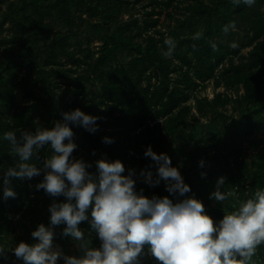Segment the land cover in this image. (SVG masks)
<instances>
[{
	"label": "trees",
	"instance_id": "1",
	"mask_svg": "<svg viewBox=\"0 0 264 264\" xmlns=\"http://www.w3.org/2000/svg\"><path fill=\"white\" fill-rule=\"evenodd\" d=\"M140 2L0 0V173L17 159L4 131L19 137L37 125L53 127L62 112L80 107L100 117L94 132L70 122L77 144L71 155L91 162L89 172L99 158H119L124 174L134 170L137 191L183 198L168 192L164 179L149 186L142 177L141 169L157 175L144 155L150 144L171 157L190 185L184 196L195 194L216 222L264 187V0H146L142 14ZM230 21L235 29L225 33ZM166 36L175 41L170 57L161 52ZM210 83L224 89L201 95ZM51 151L45 145L32 162L42 166ZM221 175V190L234 195L219 202L209 194ZM42 178L11 177L16 196L4 199L0 176V264H24L10 249L38 240L31 232L50 224L49 204L67 199L36 189ZM65 226L52 225L62 246L72 239ZM78 226L88 246L100 245L88 220ZM138 257V264H152ZM253 260L264 264V244Z\"/></svg>",
	"mask_w": 264,
	"mask_h": 264
},
{
	"label": "clouds",
	"instance_id": "2",
	"mask_svg": "<svg viewBox=\"0 0 264 264\" xmlns=\"http://www.w3.org/2000/svg\"><path fill=\"white\" fill-rule=\"evenodd\" d=\"M255 2L243 0L249 6ZM230 28L235 29V21L225 24L223 31L227 33ZM164 44L167 48L161 49L162 54L172 56L175 41L166 36ZM231 46L236 44L233 42ZM62 117L53 127L37 125L35 131L22 130L19 137L14 130L2 134V139L10 144V152L17 157L14 166L0 173L4 199L16 196L11 177L31 178L41 172L43 178L35 188H42L53 197L67 198L49 204L50 224L40 223L31 232L38 240L20 241L10 249L24 264H57L61 256L64 264H138V254L145 244L163 264H255L253 255L257 246L264 244V187H257L245 199L237 200L231 209H224L223 217L214 222L195 194L184 196L190 185L178 167L171 164L166 152L157 153L149 144L144 155L155 162L157 175L153 178L150 168L141 169V174L152 185L164 179L168 192L183 197L175 202L168 195L149 197L142 188L137 191L134 170L124 174L125 165L119 158H99L95 161L96 171L89 172L91 162L71 155L77 144L70 122L94 132L100 117L80 107L62 112ZM102 139L108 143L113 140L109 136ZM45 145L52 151L38 166L32 160ZM204 163L203 159L199 161L200 166ZM224 181L223 175L218 177L210 198L220 202L234 195L221 190ZM83 220H88L98 234V247L88 246L84 239L78 226ZM61 223L66 225L63 234L70 235L84 249L82 255H66L53 246L52 225ZM4 249L0 245V254Z\"/></svg>",
	"mask_w": 264,
	"mask_h": 264
},
{
	"label": "rangeland",
	"instance_id": "3",
	"mask_svg": "<svg viewBox=\"0 0 264 264\" xmlns=\"http://www.w3.org/2000/svg\"><path fill=\"white\" fill-rule=\"evenodd\" d=\"M140 1H141V2L137 5V8L139 9L140 14H142V13H143L142 5H143L144 3H146V0H140ZM164 17H165V16L162 15V17H161V20H162V21H163ZM163 24H165V23H163ZM0 37H1V36H0ZM98 43H99V42L95 41L94 46L97 45ZM223 89H224L223 86H222V87H215L213 83H210V84L208 85V87L206 88V90L201 91V95H208L210 98H212V97L214 96L215 92H217V91H221V90H223ZM180 172H181V171H180ZM154 175H155V172H153V176H154ZM142 177L144 178L143 175H142ZM144 179H145V178H144ZM148 185H149V186H153V185L150 184V183H148ZM152 193H153V190H151V191L149 192V195H151ZM53 246H54V247H57V246H58V247L62 250V252H63L64 254H66V255H76V256H77V253L80 252V251H82V248L78 246V242H77L74 238H72L70 242H67V243L65 244V246H62V245L58 242L57 237H56L55 234H54V236H53ZM139 256L141 257L142 260H148V261L151 260V263H152V264L156 263V260L154 259V258H156V257L153 256V255L150 253L149 249H148L147 251L142 250L141 253L139 254ZM57 264H64L63 256L58 257Z\"/></svg>",
	"mask_w": 264,
	"mask_h": 264
}]
</instances>
